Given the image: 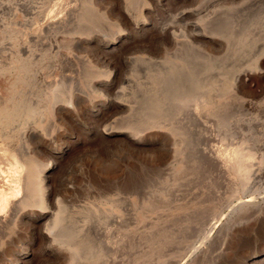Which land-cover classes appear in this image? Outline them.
I'll use <instances>...</instances> for the list:
<instances>
[{
	"label": "bare ground",
	"instance_id": "obj_1",
	"mask_svg": "<svg viewBox=\"0 0 264 264\" xmlns=\"http://www.w3.org/2000/svg\"><path fill=\"white\" fill-rule=\"evenodd\" d=\"M135 1L140 5L141 10L142 7L143 9H147L149 4H152L153 1L157 0ZM166 1L167 0H165V4H167ZM192 1L193 0H188L187 4H184L178 9H174V11H172L170 14H167L166 12L165 14L167 19L159 20L148 15L152 13V10L150 11L149 9L146 10L145 14L140 12V15H138V11L136 12L138 8H136L134 11L131 9L130 0H84L82 4H76V2L75 5L73 4L71 7H64L62 2H59L56 9L57 12L54 8H50L45 17H37L40 11L36 10L35 6L32 4L33 1L24 0L23 4L21 5H24V7L28 9L27 11L31 16L30 18L24 17L23 21H21V25L28 28L29 30H26V32H21L22 35L24 33V40H21L22 43L19 45L12 42V39L10 38V36H13V33L15 32L16 22L12 20H7V22H5L0 17V32L5 34L6 39L4 41H6L8 44L7 46H4V42L0 40V75L7 78L5 84L7 93L6 95H2L0 93V257H2V255L5 253L11 254V259H9L8 262H4L2 264H30V262L33 261L31 259H33L36 253L38 254L40 260L44 257V260L47 259L50 264H62L66 261H68L69 264H73V259L76 257L78 258V261L74 264H136L138 261H136L138 258H134L135 261H129L127 258L126 260L124 259V253L122 251V247L124 246H121L120 244L122 235H118L119 231L114 232L112 226H107L110 216L104 215V210V213H102L103 215L100 214L99 221L96 222L100 230L95 231L94 235H92V239L90 238L88 244L85 245L86 248L85 251H83L85 254H81V249H84V247H81L79 251L81 256L75 249L74 250L79 256L73 254L72 249L70 248V245L66 239L68 237V240L70 241V237L79 238V235L82 236V230L84 229L83 227H80V225L74 224V221L73 224H71L72 222L70 223V221L68 223L64 218L61 198L59 197V194L56 192V190L51 187L52 182L50 179V172H52L56 167L58 159L53 158L51 155L46 153L44 154V152L41 150V147L43 148V146H46L45 142H47L45 130L48 128V126H55L53 119H60L61 121L64 118L73 117V112L84 105L82 102L84 101V98H82V95L78 92L72 91V89L67 85V88L62 89L61 86L60 88L62 90L58 92L54 91L55 93H51L49 91L47 95L45 94L47 92L41 95L38 94L39 88L36 87L39 86L36 85L35 87V83L38 82L35 80V76L39 77L38 72L41 68H43L39 67V65L43 63V61L49 62V59L51 61L52 59L56 58L54 63L55 70L57 69L59 72H61V68H59L60 63L70 59L69 56L62 53V50L69 52L70 49L75 47L77 42L79 44L81 42L84 45H88L89 41L86 40L87 36L92 33L93 26H95V23L92 22V20L95 21L92 15H98V17L104 16L105 21L108 20L105 25L100 24L95 26L96 29L94 30L96 31L98 29L101 31V25L102 28L106 30V35H104L106 40L101 42V46L94 48L96 50L97 48L99 49V52L97 51L99 53V57L96 56L95 67L92 65V68H88V77L90 78V85L88 82V86L90 87L89 96L98 100L93 102V104L97 102L98 103L96 104L95 111H92L90 114L94 121L92 135L93 137L97 138V142L102 143V141H107V139H117L122 141V143H125L127 146L142 149L146 147L145 145L147 142H151L150 136L155 134L154 132L152 134V131H154L157 127L160 128V131L156 132L158 135L160 132L167 133L170 123H168L166 119V121L164 123L162 122L160 126L156 125L157 123L154 119L155 114H153L154 112L151 111L149 116L146 115L149 119L147 118L148 120H145L147 122L145 127L142 125V129L139 128L137 130L133 127L132 123H127L125 119H123L125 123H121L122 120L117 119L118 117H113L114 114L124 113L125 116L127 115V117L130 118L132 116L129 117L128 115L135 113V110L139 109L137 105H134L136 102L135 98L138 96L141 97L142 94L139 90L140 86H143L144 81L153 82L154 85H158L155 83H161L163 85L165 88L163 91L165 97H171L170 102L172 99L174 100V103L172 102L173 104L170 109L173 108L174 113L180 116L178 118L181 120L184 118L198 119L200 114L203 115L202 112H204V110L201 112V108H203V106L201 107L202 98L206 94L207 90L211 89L212 87L213 88L211 91H215L214 88H221L218 90V92L221 91L222 94H224L223 91L226 89L225 91H229V93H227L229 94L230 99L233 97L230 94H240L246 97L250 96V98L262 94L264 91V39L254 36L256 34L255 32L253 36L256 37V39L254 38V41L244 40V42H238V45L234 46L233 42H235L236 39L233 41L232 37V39L224 38V35H222L221 31L217 30L215 27L216 25H214L219 20H223L224 17H228V13L225 11L222 12L220 9L217 7L215 8L214 6L217 3L222 4L231 2L232 0H200L201 2H198L196 5H193L194 1ZM3 2H5V0L0 1V7H6L7 9L11 7L10 10L12 8L14 10V0H12L11 5L8 4V1L6 3ZM131 2L133 1L131 0ZM67 3H69V1ZM133 4L131 5L133 6ZM160 7H162V5ZM242 12H244L243 9ZM226 18L225 20L227 21L228 19ZM263 19L264 18H259L260 21L262 20L261 22L264 21ZM225 20H223L224 23H221L220 21L219 22L221 24H225ZM221 24L220 26H222ZM229 27H227V29ZM227 29L226 31L223 29L224 32H226V35L228 34ZM247 29L249 30L251 27H248ZM231 30L234 31L235 29H229V34ZM256 30L257 29L254 31ZM236 32H234L235 35H233V33L231 35L235 37L237 35ZM245 34L246 33H243L244 36ZM243 35L241 36L243 37ZM46 36L47 38L43 39ZM108 38L109 40H107ZM245 38L247 39V37ZM79 39L82 41H79ZM230 40L232 41L230 42ZM134 42H140L142 44H133ZM32 43L34 45L37 44L38 47L40 46V48L42 46L44 49H41L42 51L38 56H33L35 54L33 53V49L36 46H33ZM98 43H100V41ZM107 45L111 47L110 49L106 50ZM229 49L230 52H232L230 53L232 54V58L230 60L225 58V60L222 62L221 60H218L219 62L215 61V58H217L220 53L223 51L228 52ZM82 61L84 62L86 60L84 59ZM233 66H235L234 69H232ZM49 69L53 70L54 67H50L49 65ZM61 80H59V82ZM249 80H255L258 89L251 88L250 84H248ZM144 87L142 88L144 89ZM53 90L57 89H54L53 87ZM145 91H142V93L144 92L149 94V91L148 93L146 89ZM155 93L156 92L151 93L152 96H156ZM221 93L219 92V94ZM227 93H225L223 96H226ZM213 94L214 93L212 92L211 95ZM226 97L223 98L221 95V100L227 99L225 106L229 105L227 101H230L229 98ZM213 98L215 99L217 97H212V101L214 100ZM218 98L220 97L218 96ZM140 99L143 100L145 98L141 97L139 100ZM146 100L149 99H145L143 101V103H146L145 105H147V102H145ZM240 102L244 107L246 102L247 105L250 103L249 100H240ZM222 104H224V101ZM149 106L152 110V107L154 109V107L157 105L155 102L152 103L151 101ZM145 107L141 108L145 109ZM221 108L223 109V107ZM144 111L146 113V110ZM144 111L142 115L145 117ZM219 111H222L220 106ZM212 112L208 113L211 115ZM162 114H165V112ZM161 115L160 118L164 116ZM167 116H170V114ZM44 120H48L49 123L46 121L44 123ZM129 120L127 119V121ZM171 120L172 118L169 121ZM181 120H179V123H181ZM175 121H173V123ZM177 122L178 121H176V123ZM184 123H186L185 120ZM263 126L264 125H262V127ZM179 127L181 126H178V129L180 130ZM178 129L176 127L177 131H179ZM223 135H225V133ZM161 136L165 138L164 134ZM227 138H230V136ZM158 139H160V137ZM222 139H225V136L221 137V141H223ZM241 139L242 142H245L246 140V138L243 137ZM77 140L78 139L76 138L72 141H65L62 149L67 150L69 148L70 142ZM240 149L241 147H239L236 151L229 153L228 156H225L221 155L217 151L216 147H209V149L206 150V155L212 157L211 159H213L218 164L219 169H227L229 170V173H234L235 175L239 176L241 183L238 184L239 186L241 184L242 187L244 184H246L248 179H251L249 177L252 172V166H250L248 163L249 156L251 154L247 153L248 151L241 152ZM157 153L158 157L164 155H162L163 151L161 150ZM44 155L45 157L43 158ZM65 184H63L62 188H66ZM245 186L246 185H244V187ZM248 200L249 201H247V199L246 201H240L234 206V208L237 207L239 209L248 205H256L257 208L260 207L255 204L256 202H252V199ZM250 213L252 214V212ZM174 219L175 218L173 217V220ZM112 220L114 222V219ZM189 221L191 222V220ZM195 222L197 221L195 220ZM247 222L243 223L246 224ZM153 223L154 224H152V228L150 229L151 233L147 236V240L149 243V250L151 253L154 252L155 258L153 261L150 258L151 261L148 260L145 263L142 262L143 264H185V262L189 259H193L194 261L197 259H202V257H204L208 251L207 248L209 240L213 235H216L213 234L214 230L213 232L210 230V228H212L211 224L207 227L209 231L205 230L207 232L203 233L201 240H199L196 245L188 249L186 248L187 246L181 247L180 245L179 248L177 245L178 249L180 250V253H178V259L182 260L181 263H177L178 260L174 261L168 250V248L173 250L172 256L175 255V252L177 255L178 249L172 245H175L178 240L174 239L177 241L171 245V239L173 238H170L176 235V233L174 234V232H170L171 230L169 224H167L169 226L160 224V218H158V216L156 221ZM171 223L173 225V222ZM233 224L228 226V232H226L228 237L229 235H231V237L235 235V232L241 233L244 232L245 229H248L247 225L237 226L235 224V226ZM240 224L242 225L241 222ZM21 227H24L28 233L24 236L23 241H18L20 247L23 246V244H26L24 248L25 251L21 247V249L15 252L12 249V234L15 233L14 231L16 229ZM213 228H215L214 225ZM220 230L221 229L218 231ZM145 233L148 232L146 231ZM170 233H172L173 236H170ZM197 233H199V231H197ZM224 236H226V234ZM83 241H85V239ZM184 241H186V238ZM80 243L81 242H79V245ZM139 243L141 244V242ZM125 248L126 244L124 249ZM138 250L139 249L136 251ZM13 252L16 254L14 253L15 255H13ZM27 254L31 256V259L28 258ZM132 254L135 253L132 252ZM129 256L133 257L132 255ZM137 256L139 257V255ZM240 256H243L240 264H252V257L249 256L250 258H248L247 255Z\"/></svg>",
	"mask_w": 264,
	"mask_h": 264
},
{
	"label": "rangeland",
	"instance_id": "obj_2",
	"mask_svg": "<svg viewBox=\"0 0 264 264\" xmlns=\"http://www.w3.org/2000/svg\"><path fill=\"white\" fill-rule=\"evenodd\" d=\"M7 1L9 2L8 4L11 5L12 0H5V2L3 3H6ZM23 1L24 0H16L15 2L14 0L13 3L15 5L12 3L15 6L14 10L13 8L10 10L11 7L9 9H7L6 7H0V17L5 22H7V20H12L16 22L15 32L13 33V36H10V38L12 39L11 41L16 43L17 45L21 44L24 40V33L22 35L21 32H26V30H29L28 28L23 27L21 25V21H23L24 17L30 18L31 16L30 13L27 11L28 9L25 8L24 5H21L23 4ZM31 1H33L32 4L35 6L36 10L40 11L37 17H45L50 8H54L57 12L56 9L59 2H62L64 7H71L73 4L75 5L76 2V4H82L84 0H71V3L70 0H64L65 2L63 0ZM68 1L69 3H67ZM132 1L133 2H131L130 0V7L133 11L138 8L136 10V12L138 11V15H140V12L145 14L146 10L149 9L150 11L152 10V13L148 15L153 17L154 19L157 18L159 20L167 19V16L165 14L166 12L167 14H170L172 11H174V9H178L184 4L188 3V0H167V4H165V0H157L153 1L152 4H149L147 9H143L142 7V9L140 10V5L136 3L135 0ZM193 1V5H196L198 2H201L200 0ZM64 3L67 5H65ZM131 4H133V6ZM135 4H137L138 6ZM159 5H162V7H160ZM214 7H217L222 12L225 11L226 13H228V17L226 16L227 18H223V20H225V18L228 19L227 21L225 20V24H221L224 23V21L219 20L221 23L218 21L214 25H216L215 27L217 30L221 31L222 35H224V38H233V41H235L234 39H236V41L233 42L234 46L238 45V42H244V40L254 41L256 37H261L262 39H264V21L261 22L262 20H259V18H264V0H232L231 2L222 4L217 3ZM241 8L244 12H242ZM257 13L260 15H258ZM92 16L95 19V21L92 20V22L95 23V26L100 24L105 25L108 21H105L104 16ZM218 23H220L223 27L220 26V24ZM229 24L233 26H230ZM245 25H247L249 28L251 27V29L248 30V27ZM95 26H93L92 33L87 36L86 40L89 41L88 45H84L81 42L80 44L78 42H75V47L70 49L69 52L62 50V53L69 56L70 59L64 61L63 63H60L59 68H61V72H59V70L57 69L55 70L54 63L56 58H54L52 59L53 61H50V59L49 62L43 61V63L39 65V67H43L40 69L41 72H38L39 77L35 76V80L38 81L35 83V87L36 85L39 86L36 88H39L38 94L40 95L45 92H47L45 93L47 95L49 91L51 93H55L67 88L68 86L72 89V91L78 92L82 95V98H84V101H82L84 105L81 106L79 109L75 110V113L73 112V117H67L62 119L61 121L60 119H53V123L55 126H51L52 128L50 126H48L47 128L46 126L47 129L45 130V135L47 142H45L46 146H43V148L41 147V150L42 152H44V154L46 153L48 155H51V157L58 159L56 167L52 172H50V179L52 182L51 187L56 190V192L59 194V197L61 198V205L64 211V218L68 223L69 221L70 223L72 222L71 224L75 222L74 224L80 225V227H83L84 229L82 230V236L79 235V238L70 237V241L68 240V237L66 239V241L70 245V248L72 249L73 254H75L76 256H81V254H85L83 252L86 248L85 245L88 244L90 238L92 239V235H94V232L100 230V228L96 224V222L99 221V215H103L102 213L105 212L104 215L110 216L111 219H108L109 223L107 224V226H112L114 232L119 231L118 235H122V238L120 240L121 246L125 247L126 244V248L128 250L122 247L124 259L126 260L127 258V260L129 261H135V259L138 258L136 259V261L138 260L136 264H141L142 262L145 263L150 260V258L153 261L155 258L154 252L151 253L149 250L147 236L150 235V229L152 228V224H154L153 222L156 221L157 216L158 218H160V224H169L171 230L170 232H174V234L176 233L177 236H173V234L170 233V236H173L170 237L173 238L171 239V245L178 240V242L175 243L176 246L172 245L176 249H178V246L180 248V245L181 247L187 246V249L196 245L199 240H201L203 233L209 231L207 228L208 225L212 224V228L214 225L215 228H210V230H212V232L214 230L213 234L216 235H213L209 240L207 253L204 255V257H202V259H197L195 261L193 259H189L185 262V264H240L241 259H243V256L241 257L240 255H247L248 258L252 257V264H264V126L262 127V125H264V91L262 92V94L254 96L255 98L236 94L238 96L237 97L236 95L230 94L231 96H233L231 97L232 99H230V96L228 94L229 91H225L226 89L223 91L222 89L224 94H222L221 91H219L221 93L219 94L218 90H220L221 88H214L215 91H211L213 88L212 87L211 89L207 90L206 94L202 98L201 107L203 106V108H201V112L203 110L204 112L206 110V112H202L203 115L200 114L198 118L199 121L198 119L194 118H184L181 120L178 118L180 116L174 113V109H170V107L174 103V100L172 99V101L170 102L171 97H165V95L163 94V91L165 89L163 85L161 83H155L158 85H154L153 82L144 81L142 87H145L143 89L140 86L139 91L142 94V98L149 99L145 101L147 102V105H145L146 103H143L145 99H140V101L139 98L141 97L138 96L137 98H135L136 102L134 105H137L139 109L135 110V113L128 115L129 117H132L128 118L127 115L125 116L124 113L114 114L113 117H118L117 119L122 120L121 123H125L123 121V119H125L127 123H132L133 127L137 130L139 128L142 129V125H144L143 127H145L147 123L146 121L149 119L148 116L151 111L154 112L153 114H155L154 119L157 123L156 125L160 126V124L162 122L164 123L166 119L168 123H170L167 133L165 132V134L160 132V134L158 135L156 132L160 131V128L157 127L154 131H152V134L154 132L155 136H150L151 142H147V144L145 145L146 147L142 149L136 147L132 148L117 139H107V141L104 140L102 141V143L97 142V138L93 137L92 135L94 121L91 118L90 114L92 111H95L96 104L98 103L97 102L93 104V102H96L98 100L93 99L89 96L90 87L88 86V82L90 85V78L88 77V68H92V65L95 67V60L96 56H98L99 54V49L97 48L96 50L94 48L101 46V42L106 40V37L104 36L106 35V30H104L101 25V31L99 29V31H96L94 30L96 29ZM224 26L226 29L230 26L227 29V35L226 32H224V30L226 31ZM231 28L235 30H231L229 34L228 30ZM255 29L257 30L254 31ZM234 32L237 33L235 37H233V35H235ZM255 32L256 34H258L256 35ZM232 33L233 35H231ZM243 33H246L245 36L243 35ZM2 34L3 33L0 32V40L4 42V46H7L8 44L6 43V41H4L6 39L5 34H3V36ZM241 35H243V37ZM253 35L256 37H254ZM245 37H247V39ZM46 38L47 36L43 39ZM107 40H109V38ZM79 41L82 40L79 39ZM99 41L100 43H98ZM231 41L232 40H230V42ZM135 43L142 44L140 42H134L133 44ZM33 46H36L33 49V53H35L33 55L34 57L35 55L38 56L39 53L44 50L42 46L40 48V46L38 47L37 44H33ZM110 47L111 46L107 45L106 50L110 49ZM230 53H232L230 52V49L228 50V52L223 51L217 56V58H215V61L217 62L218 60H221L222 62L225 60V58L230 60L232 58V54ZM84 59L86 61L83 62L82 60ZM49 65L50 67H54V69H49ZM234 68L235 66H233L232 69ZM59 75L61 76V79L63 77L62 80L60 79ZM6 79V77L0 75V93L2 95H6L7 93L5 87ZM59 80L61 81L59 82ZM248 84H250L251 88L258 89L255 80H249ZM61 86L62 89L60 88ZM53 87L57 90H53ZM145 89L147 90V93L149 91V94H146L144 92L142 93V91H145ZM154 92H156V96H152L151 93ZM212 92L214 93L213 95H211ZM225 93H227L226 96L230 100L227 101L229 105L226 106L225 104L227 99L221 100V95L223 98L226 97L223 96L225 95ZM218 96L220 98H218ZM212 97L217 98H213L214 100L212 101ZM243 98L244 100H249L250 102L248 104L249 106L246 102V108L240 102V100L244 101ZM151 101L152 103L155 102L157 105L154 107V109L152 107V110L149 106ZM223 101L224 104H222ZM207 104L209 105V107ZM219 106L222 110V113L219 111ZM141 107H145V109H142ZM221 107H223V109ZM144 110H146V113ZM143 111L145 113V117L142 115ZM164 112L165 114H162ZM208 112H212V114L214 115H210ZM161 114L164 116H162ZM169 114L172 118V122L169 121L171 119L170 116H167ZM160 115L162 116L161 118ZM126 118L128 120L130 119L131 122L130 120L127 121ZM175 119L176 121H178L177 123ZM179 120H181V123H179ZM184 120L186 123H184ZM45 121L49 123L48 120H44L43 122L45 123ZM173 121L175 122L173 123ZM183 124L186 127H184ZM175 126L177 127V129L178 126H181L179 127L180 130L178 129L179 131H177ZM224 133L225 135H223ZM163 134L165 135V138L161 136ZM224 136L227 141L225 139H222L224 141L223 142L221 141V137ZM228 136H230V138H227ZM159 137L160 139H158ZM240 137L246 138V143L244 141L242 142V139ZM76 138L79 141L77 140L70 142L69 148L67 150L62 149V146L65 141H72ZM71 147L73 148V150ZM209 147H216L217 151L221 155L225 156H228L229 153L236 151L239 147H241V152L248 151L247 153L251 154L249 156L248 163L250 166H252V172L249 177L251 179H248L247 181L249 183L246 182V184H244L246 186L244 187L243 185L241 187V184L240 186L238 184L241 183L239 176L235 175L234 173H229V170L227 169V172L225 169H219L218 164L213 159H211L212 157L206 155V150H208ZM160 150L163 151L162 155H164L158 157L157 152ZM221 152L224 154H222ZM44 157L45 155L43 156V158ZM222 170L224 171V173ZM63 184L66 185V188H62ZM246 199L247 201H249L248 199H252V202H256L255 204L260 207L257 208L256 205H248L246 207H241L242 209H238L237 207L234 208L236 204H238L242 200L246 201ZM250 212H252V214ZM173 217L177 220V222L175 219L173 220ZM112 219H114V222ZM188 219L191 220V222ZM195 220L197 222H195ZM171 222H173V225ZM240 222L242 223V225L240 224ZM243 222L247 223L244 224ZM230 224H236L237 226L247 225L248 229H245V231L241 233L235 232V235H233L232 237L231 235H229L228 237L226 232H228V226ZM217 229L221 230L218 231ZM146 231L149 234L145 233ZM197 231H199V233H197ZM14 232L15 233L12 234V249L16 252L22 247V249L25 251L24 248L26 244H23V246L20 247L18 241H23L24 236L28 234L26 232V229L24 227H21L19 229H16ZM223 233L224 235L226 234V236H224ZM141 234H143L144 236ZM185 238L186 241H184ZM84 239L85 241H83ZM131 239L133 241V244ZM192 240L194 243L192 242ZM79 242H81L80 245ZM139 242H141V244ZM81 247H84V249H81ZM74 249L78 251V254L80 253L79 251L81 249V254L77 255ZM137 249L139 250L136 251ZM168 250L174 261L178 260L177 263H181L182 260L178 259V253H180V250L178 249L179 251L177 250V255L175 252L174 256H172L173 250H170L169 248ZM15 252H13L12 254L15 255ZM132 252H134L136 255L132 254ZM128 253L133 257L129 256ZM27 255L28 258L31 259V256H29V254ZM137 255H139V257ZM9 259H11V254H3L2 257H0V264L8 262ZM31 260L33 261H31L30 264H50L47 259L44 260V257L40 260L37 253ZM77 261L78 258H74L73 264ZM67 262L68 261L63 262L62 264H69V262Z\"/></svg>",
	"mask_w": 264,
	"mask_h": 264
}]
</instances>
